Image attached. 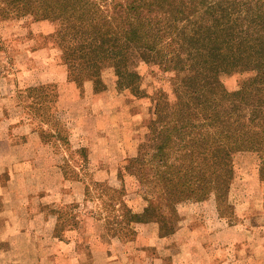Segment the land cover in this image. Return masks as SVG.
<instances>
[{
	"label": "trees",
	"instance_id": "obj_1",
	"mask_svg": "<svg viewBox=\"0 0 264 264\" xmlns=\"http://www.w3.org/2000/svg\"><path fill=\"white\" fill-rule=\"evenodd\" d=\"M1 1L48 21L69 78L90 73L95 89L106 68L124 83L137 77L134 67L142 61L176 74L173 99L160 92L152 100V120L161 128L146 134L145 148L133 159L149 184L147 146L156 134L157 155L169 169L167 185L152 195L146 215L132 213L140 221L156 214L144 220L172 233L168 217L153 213L160 201L171 207L182 198L204 201L228 193L251 171L250 160L235 159L237 153H254L264 180V0ZM234 70L251 75L230 91L222 77ZM52 90L50 84L22 90L29 111L37 114L51 95L57 102ZM175 146L182 150L174 157L179 168L168 163Z\"/></svg>",
	"mask_w": 264,
	"mask_h": 264
},
{
	"label": "rangeland",
	"instance_id": "obj_2",
	"mask_svg": "<svg viewBox=\"0 0 264 264\" xmlns=\"http://www.w3.org/2000/svg\"><path fill=\"white\" fill-rule=\"evenodd\" d=\"M41 22L46 25V28L49 27V22L46 20L35 21L23 5L10 6L0 0V74L5 72L7 75L5 79L0 75V86H6L5 92H7L9 85L14 86L17 83V88L10 99L7 98L8 93H6V99H3L0 92V103H5L7 106V114L11 116L14 125L28 122L43 138L47 152L52 158L40 157V162L37 163L40 169L45 170L50 165H61L66 179L83 180L86 184V198L91 202L86 204V207H90L91 211L97 215L104 214L108 218L109 229L122 230L127 233V238H131L132 222L140 219L134 215V209L145 208L146 210L150 206L152 195H157L159 190L167 185L166 178L169 170L157 155L160 139L156 137V134L147 146L151 179L149 184L141 178L139 166L133 159L137 156L139 149L145 148L146 134L159 131L162 126L161 122L152 120L154 118L153 98L163 92L173 99V88L178 78L174 72L143 61L134 67L137 77L124 83L112 69L106 68L96 89L94 77L90 73L79 75L76 79L69 78L68 74L70 84L61 88L62 99L58 97L59 101L55 102L54 96L51 95L46 107L34 114L26 107L29 103V99L25 100L27 93L22 92L31 86H25L28 83L21 82L22 78L19 74L21 70L14 56L20 54L31 58L34 62V69H31L35 71L40 66L46 70L49 65L47 71L52 75L53 66L56 68L55 64H57L62 66V69L66 67L68 73L62 48L53 37H49L48 32L46 34L41 32L43 31L40 28ZM52 25L55 28V25ZM47 48L60 50L54 64L50 59L53 56L43 51ZM250 75L251 73L234 70L230 74L223 75L222 80L228 90L235 91L239 88L241 81ZM47 84H50L52 93L54 92L52 89H55L59 94L58 82L54 80L33 86ZM87 85H90V88H87ZM20 89H22L21 92H19ZM32 145L33 149L29 152L33 153L34 150L37 154L38 146ZM177 148L175 146L174 150H169L173 155L168 163H173L176 168H179L182 164L180 161H174V157L176 155L180 157L182 150L178 151ZM13 155L11 161L16 162L24 157V152L17 147ZM253 157L251 152L235 155L237 159L247 158L250 162L253 160V170L256 172L259 161ZM33 160H35L34 156L31 162ZM31 162H27L28 167H31ZM53 175L55 177L53 183L59 184L60 178H57L55 174H43L44 179H51ZM3 176L10 175L0 174V180ZM36 176H42V174ZM25 177L26 181L19 175H15V179L10 176L9 179L13 181V184L27 182L30 186L37 181L33 179V175L28 174ZM246 178L247 176L244 175L239 186L220 195L218 199L215 197L217 208L224 217H235L247 201L246 197L255 192L257 193L253 201L255 199L256 203L261 204V200H264V191L255 190L250 186L248 189L245 188L244 183H253V180ZM192 201L197 202L190 197L182 198L169 207L166 205V200H162L159 203V211L152 205L153 213L162 212L171 221L172 230H174L180 218L178 208L184 202ZM73 207V204L68 205L63 210V215L66 217L74 215ZM173 208L176 212L171 213ZM260 212H257V222L254 221L253 224H259ZM155 216L156 214H148L143 220L155 219ZM261 222L264 223L263 218ZM242 239H244L241 240L242 243L237 242L235 246L236 250L238 248L240 250V252L237 250L235 259L239 260L237 264H258L264 256V230H253L248 237L246 235ZM261 241L263 244L260 243ZM238 257L241 258L238 259Z\"/></svg>",
	"mask_w": 264,
	"mask_h": 264
},
{
	"label": "crops",
	"instance_id": "obj_3",
	"mask_svg": "<svg viewBox=\"0 0 264 264\" xmlns=\"http://www.w3.org/2000/svg\"><path fill=\"white\" fill-rule=\"evenodd\" d=\"M40 24L43 34L49 32V27ZM43 51L53 56L50 58L53 64L60 54L58 48ZM14 58L21 70V82L28 83L25 86L57 81L59 98L62 99L61 88L70 84L66 67L62 69L55 64L57 67L54 68L52 65L51 75L47 71L49 65L46 70L40 66L35 71L34 62L28 56L17 54ZM0 75L4 79L7 76L5 72ZM16 88L17 83L9 85L5 92L6 86H0L3 99H6V93L10 99ZM0 104V174L14 179L19 175L25 181L29 174L37 180L31 186L27 182L13 184L10 176H3L0 180V264H237L239 260L235 259L240 252L235 248L237 242L242 243V238L248 237L253 230H264L261 222L264 200L261 204L253 201L255 192L246 197L247 201L237 216L234 214L235 217H224L215 198L184 202L178 208L180 218L169 235L161 233L159 222L139 220L132 222V235L127 238L126 232L108 228V218L104 214L97 215L86 207L91 202L86 198L83 180L66 179L61 165L40 169L37 164L40 157L52 158L43 138L28 122L14 125L7 114V106ZM32 144L38 146L37 154L34 150L29 152L33 149ZM17 147L23 150L24 157L13 162L11 159ZM33 156L35 160L31 162ZM253 156L260 163L254 153ZM27 162L33 165L28 167ZM252 163L253 160L246 179L253 180V183H244V186L263 192L259 163L256 172ZM40 173L42 176H36ZM48 173L59 177V184L53 183L54 175L51 179H44L43 174ZM72 204L74 215L66 217L63 210ZM134 210L140 216L145 214V208ZM258 211L261 212L256 225L253 222H257ZM258 264H264V256Z\"/></svg>",
	"mask_w": 264,
	"mask_h": 264
}]
</instances>
